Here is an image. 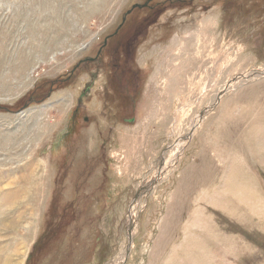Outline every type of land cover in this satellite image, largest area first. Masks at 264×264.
<instances>
[{
  "label": "rangeland",
  "instance_id": "374dc122",
  "mask_svg": "<svg viewBox=\"0 0 264 264\" xmlns=\"http://www.w3.org/2000/svg\"><path fill=\"white\" fill-rule=\"evenodd\" d=\"M147 2L0 0V264H264V0Z\"/></svg>",
  "mask_w": 264,
  "mask_h": 264
},
{
  "label": "flooded vegetation",
  "instance_id": "af4514ba",
  "mask_svg": "<svg viewBox=\"0 0 264 264\" xmlns=\"http://www.w3.org/2000/svg\"><path fill=\"white\" fill-rule=\"evenodd\" d=\"M150 2H151V0H148V2L146 3L147 7H143L141 9H147V11H151V13L155 14L156 6L154 4L148 6L150 4ZM122 28H123V25L120 26V28L117 30L116 35H114V36H112L110 38H107L105 40V42L99 48V51L97 53V58H96V56L95 57H90L91 59L89 58L88 60L91 61V62H83V64L84 63H92V62H94V64H95L98 61V57L101 56V52L110 51L109 50L110 47L108 45L112 44V43L114 44V46H113L114 47V51H112L111 58L115 57V55L119 51H121V52L126 51L128 49V46L131 45L130 43H132V41H133V40L131 41V39H129V36L132 34L134 27H132V28L130 27L129 30H127L128 32L126 31L125 34H122L123 31H120ZM119 31H120V33H119ZM116 68H117V66H116ZM132 95H133V93H132ZM131 96H129V97H131Z\"/></svg>",
  "mask_w": 264,
  "mask_h": 264
},
{
  "label": "bare ground",
  "instance_id": "6f19581e",
  "mask_svg": "<svg viewBox=\"0 0 264 264\" xmlns=\"http://www.w3.org/2000/svg\"><path fill=\"white\" fill-rule=\"evenodd\" d=\"M20 67V66H19ZM58 109V108H57ZM60 109V108H59ZM52 127V126H51ZM25 130V129H24ZM23 133V132H22ZM19 139V138H18ZM39 139V138H38ZM19 155H21V153L19 154ZM18 159H20V158H18ZM45 170H46V168H45ZM47 171V170H46ZM1 223V222H0ZM10 226V225H9Z\"/></svg>",
  "mask_w": 264,
  "mask_h": 264
},
{
  "label": "water",
  "instance_id": "95a60500",
  "mask_svg": "<svg viewBox=\"0 0 264 264\" xmlns=\"http://www.w3.org/2000/svg\"><path fill=\"white\" fill-rule=\"evenodd\" d=\"M135 7H138V8H140L141 6H140V5H134V7H133V8H135Z\"/></svg>",
  "mask_w": 264,
  "mask_h": 264
}]
</instances>
